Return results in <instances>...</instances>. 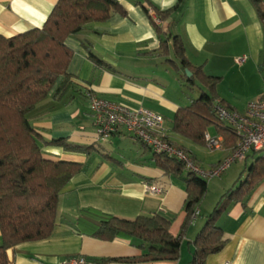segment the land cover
<instances>
[{"label":"crops","instance_id":"1","mask_svg":"<svg viewBox=\"0 0 264 264\" xmlns=\"http://www.w3.org/2000/svg\"><path fill=\"white\" fill-rule=\"evenodd\" d=\"M57 1L0 0V35L11 37L42 27ZM149 1L161 10L180 1L179 9L158 25L165 34L180 36L194 66H202L207 75L220 78L215 102L243 112L249 102L264 96V26L251 0H119L126 15L114 13L108 20L90 24L66 39L74 51L68 67L73 86L56 97L54 91L61 78L57 81L51 95L40 104L34 126L47 141L66 138L68 143L88 149L43 146L47 158L81 163L83 168L61 194L58 225L52 236L10 247L9 264H65L80 256L103 264L97 260L142 254V249L130 240L106 241L89 236L78 220L87 208L127 220L160 213L171 219V234L177 236L183 230L187 217L185 183L165 175L155 164L149 147L126 130L101 140L93 123L88 91L130 108L144 106L161 114L170 140L186 148L203 168L214 167L233 153L238 140L234 144L226 140L215 126L207 133L220 139L221 148L212 150L172 130L177 110L189 105L200 90L192 89L182 75L184 71L177 73L168 59L157 53L160 33L151 21L152 15L145 11V7L153 9ZM86 46L106 66L96 65L88 57ZM242 56L246 60L237 63ZM125 149L134 153H126ZM258 156L249 153L242 161L243 167L231 172L216 202L207 203L206 192L198 214L182 233L181 255L173 264H190L194 241L207 216L224 201L227 191L248 176V161L251 165ZM233 164L216 178L223 179ZM148 184H160L165 190L152 194ZM217 224L224 232L226 245L209 255L205 264H264V176L255 179L253 189L242 200L230 201Z\"/></svg>","mask_w":264,"mask_h":264},{"label":"trees","instance_id":"2","mask_svg":"<svg viewBox=\"0 0 264 264\" xmlns=\"http://www.w3.org/2000/svg\"><path fill=\"white\" fill-rule=\"evenodd\" d=\"M251 1L264 26V0ZM149 4L163 21L180 7V1L166 10L150 1ZM145 11L150 15L148 7ZM114 13L127 14L119 0H58L42 27L11 37L0 35V264H9L7 250L10 247L48 239L58 225L61 194L83 165L47 158L43 146L54 144L81 151L88 148L72 145L66 138L45 140L34 126V116L60 78L54 96H63L73 86L68 67L74 51L66 39L90 24L108 20ZM151 21L160 33L161 46L157 53L165 56L177 73L184 71L182 75L192 89L197 87L200 90L189 105L177 110L172 130L205 145L207 130L215 126L226 140L230 139L234 144L238 140L237 134L215 111L216 87L220 78L207 75L202 66H194L186 55L180 36L165 34L154 19ZM86 48L88 57L96 65L106 66L89 46ZM186 70L192 73L190 77ZM177 147L189 155L186 148ZM152 154L155 164L165 175L185 183L187 217L183 230L177 236L171 234V219L160 213L127 220L95 208L83 209L78 220L89 236L106 241L127 239L142 249L138 257L102 258L97 260L100 263L173 264L180 258L182 233L206 195L208 180L174 156ZM248 171V176L227 191L224 201L207 216L194 241L190 264H205L209 255L225 247L226 239L217 224L218 218L230 201L242 200L243 195L253 189L255 179L264 176V157L259 155L248 166Z\"/></svg>","mask_w":264,"mask_h":264},{"label":"built area","instance_id":"3","mask_svg":"<svg viewBox=\"0 0 264 264\" xmlns=\"http://www.w3.org/2000/svg\"><path fill=\"white\" fill-rule=\"evenodd\" d=\"M149 13L157 24L162 21L153 9ZM246 56L236 59L241 64ZM89 107L93 114L94 126L101 140L109 139L113 134L126 130L135 139L144 143L154 153H166L185 162L187 168L195 171L207 180L220 177L234 162L243 161L249 153H258L264 157V96L247 104L243 112L230 110L221 101L215 104L218 116L226 122L238 136L233 153L214 167L203 168L190 156L172 143L165 119L144 106L130 108L120 103L109 101L88 91ZM206 145L209 149L221 148L218 137L206 133ZM147 190L152 194H162L164 188L160 184H148ZM198 211L194 213L197 215ZM65 264H95L85 257L71 258ZM226 264H230L226 262Z\"/></svg>","mask_w":264,"mask_h":264},{"label":"rangeland","instance_id":"4","mask_svg":"<svg viewBox=\"0 0 264 264\" xmlns=\"http://www.w3.org/2000/svg\"><path fill=\"white\" fill-rule=\"evenodd\" d=\"M199 94H196V96H198ZM126 151V153H131L133 154L134 152H131L130 150H124ZM260 155V154H258ZM262 156V155H261ZM250 161H248V165H250ZM244 162L242 161H237L234 162V164L232 165V167L230 168V171H228L226 173V175L224 176L223 179H219V178H215L212 181L208 180V187H207V193H208V197H207V203H213L216 202L218 199V193H219V189L221 187H223L225 184H227V180L229 179V176L231 174V172H233L235 170V168H237L238 166H242L243 167Z\"/></svg>","mask_w":264,"mask_h":264},{"label":"water","instance_id":"5","mask_svg":"<svg viewBox=\"0 0 264 264\" xmlns=\"http://www.w3.org/2000/svg\"><path fill=\"white\" fill-rule=\"evenodd\" d=\"M186 74H187L188 77L191 76V72L189 70H186Z\"/></svg>","mask_w":264,"mask_h":264}]
</instances>
